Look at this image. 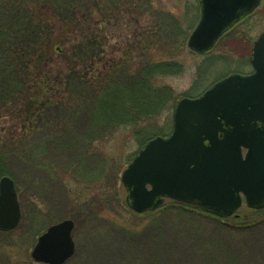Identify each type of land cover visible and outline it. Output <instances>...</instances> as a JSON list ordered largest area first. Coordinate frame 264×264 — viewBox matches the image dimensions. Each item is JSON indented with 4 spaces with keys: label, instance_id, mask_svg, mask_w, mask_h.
Here are the masks:
<instances>
[{
    "label": "rangeland",
    "instance_id": "374dc122",
    "mask_svg": "<svg viewBox=\"0 0 264 264\" xmlns=\"http://www.w3.org/2000/svg\"><path fill=\"white\" fill-rule=\"evenodd\" d=\"M149 2L151 9H160L173 22L164 50L155 59L177 56L182 65L176 75L157 78L175 99L158 117L115 129L103 128L91 115L81 113L75 121L69 120L67 128L73 134L68 140L62 136L47 144L34 164L26 165L22 151L11 150L7 163L21 196L23 220L17 230L0 232V264H36L31 252L39 235L65 219L75 223L76 244L75 255L66 264H264V211L255 214L244 205L236 214L241 222L255 224L253 228L228 226L226 220L199 216L173 204L161 213L141 216L127 205L122 183V174L139 149L172 132L181 98L198 97L232 73L253 72L251 50L264 31V4L235 28L248 39L244 50L248 54L241 59L224 52L223 46L204 55L191 53L188 40L200 19L199 0ZM143 9L147 7H137L136 13ZM119 20L121 28L110 31L113 42L127 34L125 21L130 18ZM182 38L185 47L180 46ZM62 60L66 68L67 61Z\"/></svg>",
    "mask_w": 264,
    "mask_h": 264
},
{
    "label": "trees",
    "instance_id": "16d2710c",
    "mask_svg": "<svg viewBox=\"0 0 264 264\" xmlns=\"http://www.w3.org/2000/svg\"><path fill=\"white\" fill-rule=\"evenodd\" d=\"M149 1L0 0V178L12 174L7 163L11 150L22 151L26 165L34 164L47 144L73 134L69 120L81 113L115 129L149 121L166 110L175 96L157 78L176 75L183 67L177 56L155 59L173 22L160 9H151ZM142 5L147 10L136 13ZM126 17L127 34L113 42L110 31L121 28L119 19ZM245 36L233 29L216 48L223 46L224 52L242 59ZM182 42L185 47L186 40ZM61 60L67 61L66 68ZM171 204L223 221L177 202L153 213ZM224 224L255 225L236 216Z\"/></svg>",
    "mask_w": 264,
    "mask_h": 264
},
{
    "label": "water",
    "instance_id": "95a60500",
    "mask_svg": "<svg viewBox=\"0 0 264 264\" xmlns=\"http://www.w3.org/2000/svg\"><path fill=\"white\" fill-rule=\"evenodd\" d=\"M262 0H199L200 21L188 46L211 50L219 38ZM255 73L233 74L196 99H182L174 130L149 141L122 176L129 206L138 213L170 198L221 217L243 204L264 208V33L252 50ZM247 152L244 154L243 150ZM150 187V188H149ZM21 207L14 180H0V230H14ZM72 220L50 227L32 252L37 262L63 264L75 250Z\"/></svg>",
    "mask_w": 264,
    "mask_h": 264
}]
</instances>
